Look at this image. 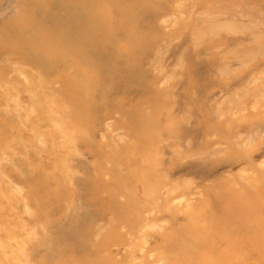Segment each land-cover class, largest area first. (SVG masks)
<instances>
[{"label":"rangeland","instance_id":"obj_1","mask_svg":"<svg viewBox=\"0 0 264 264\" xmlns=\"http://www.w3.org/2000/svg\"><path fill=\"white\" fill-rule=\"evenodd\" d=\"M0 264H264V0H0Z\"/></svg>","mask_w":264,"mask_h":264}]
</instances>
